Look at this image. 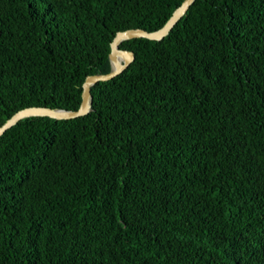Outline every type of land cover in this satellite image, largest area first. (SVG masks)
Wrapping results in <instances>:
<instances>
[{
    "label": "trees",
    "instance_id": "1",
    "mask_svg": "<svg viewBox=\"0 0 264 264\" xmlns=\"http://www.w3.org/2000/svg\"><path fill=\"white\" fill-rule=\"evenodd\" d=\"M182 0H0V124L76 109L116 31ZM0 136V264H264V0H194Z\"/></svg>",
    "mask_w": 264,
    "mask_h": 264
},
{
    "label": "water",
    "instance_id": "2",
    "mask_svg": "<svg viewBox=\"0 0 264 264\" xmlns=\"http://www.w3.org/2000/svg\"><path fill=\"white\" fill-rule=\"evenodd\" d=\"M194 0H182L176 6L165 22L157 29L147 31L142 28H128L116 31L109 42L107 60L112 67L105 73H93L86 75L81 84L80 102L76 109L51 108L47 106H28L13 112L0 124L1 134L27 117L46 116L53 119H69L86 114L90 110V87L98 81H106L119 74L133 60V53L119 48V44L127 39L143 37L151 40L162 39L181 18ZM119 58V59H118Z\"/></svg>",
    "mask_w": 264,
    "mask_h": 264
},
{
    "label": "bare ground",
    "instance_id": "3",
    "mask_svg": "<svg viewBox=\"0 0 264 264\" xmlns=\"http://www.w3.org/2000/svg\"><path fill=\"white\" fill-rule=\"evenodd\" d=\"M119 59V58H118ZM111 67H112V64L110 63Z\"/></svg>",
    "mask_w": 264,
    "mask_h": 264
}]
</instances>
